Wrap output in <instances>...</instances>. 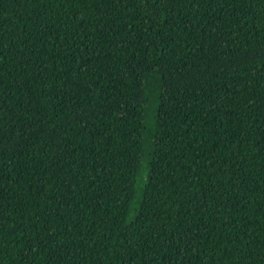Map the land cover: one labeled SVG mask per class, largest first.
<instances>
[{
	"label": "trees",
	"instance_id": "1",
	"mask_svg": "<svg viewBox=\"0 0 264 264\" xmlns=\"http://www.w3.org/2000/svg\"><path fill=\"white\" fill-rule=\"evenodd\" d=\"M0 264H264V0H0Z\"/></svg>",
	"mask_w": 264,
	"mask_h": 264
}]
</instances>
